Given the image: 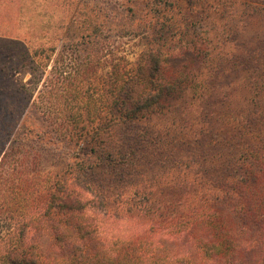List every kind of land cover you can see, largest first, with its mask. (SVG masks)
Masks as SVG:
<instances>
[{"label":"trees","instance_id":"obj_1","mask_svg":"<svg viewBox=\"0 0 264 264\" xmlns=\"http://www.w3.org/2000/svg\"><path fill=\"white\" fill-rule=\"evenodd\" d=\"M57 1L0 31V264H264V0Z\"/></svg>","mask_w":264,"mask_h":264},{"label":"rangeland","instance_id":"obj_2","mask_svg":"<svg viewBox=\"0 0 264 264\" xmlns=\"http://www.w3.org/2000/svg\"><path fill=\"white\" fill-rule=\"evenodd\" d=\"M213 1L214 0H212V2ZM115 6L116 5H113L111 8L109 7V9H119L115 8ZM186 7L187 6H184L183 8L185 9ZM69 9H71V7H60L57 0H0V31H9L10 33L19 34V37L24 39L28 46L32 45L34 46L33 48H35L38 43L44 41L42 39L43 36H41L42 34H40L41 28L47 24L53 25L56 28L60 26V22L63 19L62 13H67ZM253 28L258 31L264 29L263 26H258V22H254ZM27 33L29 34L28 38ZM251 37H255V33L248 28L243 32V41L247 38L248 40H246V42H251ZM136 58L137 56L134 54L131 55V62H134ZM0 70H2L0 74L5 77L6 75H11L9 82L10 85L11 83L13 84L14 87L11 85V88H15L14 90H20L22 85L26 84L30 79V75L26 73L27 70L23 66V61L17 56L13 58L2 57L0 59ZM15 95L16 93L14 92V96ZM26 95L27 96L21 95V109L30 107L31 100L28 97L29 95ZM11 106H13V103ZM18 112L20 113V109ZM20 119L19 121L21 122H19L18 126H20L23 121V118ZM46 157L47 161L44 162L46 170L52 167H59L63 165V163L70 161L68 155L61 157V159H63L61 161L55 160L52 155L46 154Z\"/></svg>","mask_w":264,"mask_h":264}]
</instances>
